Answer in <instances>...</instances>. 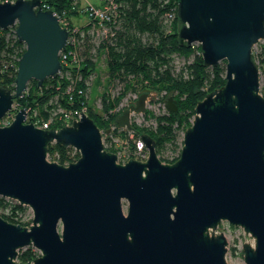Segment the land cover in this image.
Returning <instances> with one entry per match:
<instances>
[{
	"label": "water",
	"instance_id": "95a60500",
	"mask_svg": "<svg viewBox=\"0 0 264 264\" xmlns=\"http://www.w3.org/2000/svg\"><path fill=\"white\" fill-rule=\"evenodd\" d=\"M41 1H0V30L15 25L25 46L13 91L0 85V119L30 80L41 86L61 69L68 32ZM176 1L180 45L196 43L204 67L225 62V83L196 103L178 159L162 163L141 134L146 159L120 164L84 112L43 130L24 123L20 109L0 126V197L28 207L32 220L21 226L0 216V264H22L18 251L30 246L39 256L27 264H227L226 235L216 233L222 222L252 238L242 246L244 264H264V97L253 59L264 39V0ZM148 97L140 93L116 126L131 130ZM165 108L176 112L172 97ZM54 143L79 158L47 161Z\"/></svg>",
	"mask_w": 264,
	"mask_h": 264
},
{
	"label": "trees",
	"instance_id": "16d2710c",
	"mask_svg": "<svg viewBox=\"0 0 264 264\" xmlns=\"http://www.w3.org/2000/svg\"><path fill=\"white\" fill-rule=\"evenodd\" d=\"M114 2L117 6L115 15L110 22L105 23L104 28L107 32L101 42L96 45L92 41L94 32L88 34L91 23L81 28L85 35L78 37L79 44L76 49L80 60L78 68L67 67L70 76L46 78L41 86L30 80L21 98L15 102L21 108L35 111L42 121L51 117V128L63 127L59 122L61 112L76 110L80 112L84 108L87 104L85 98L87 78L92 73H96L97 64L92 58L84 56L87 53L85 49L88 50V46L101 48L107 69L104 90L114 80L123 84L117 96H110L106 91L102 92V114L106 115L108 110L115 108L127 91L157 94L165 91L167 98L172 97L175 100L176 112L167 111L159 116L151 114L156 120L155 130L143 132L153 139L157 155L166 144L176 147V156L163 162L173 163L180 154L181 132L190 125L196 103L209 92L224 85L225 62H220L215 67H204L199 46L180 45L177 37L180 24L176 12L173 20L169 21L165 18L168 12L176 11V0H114ZM47 4L54 12L66 9L67 14L74 13L69 10L67 0H48ZM92 24L97 30L100 29L97 23ZM7 33L6 30H0V62L7 66V73L0 77V85L11 90L18 60L25 46L18 42L13 34L8 38ZM257 46L259 50L253 52V59L259 72L264 75V39L263 43ZM174 55L185 60L190 57L192 59L176 68ZM96 82L99 83L98 77ZM68 85L73 87L67 93ZM261 94L264 97V93ZM87 106L85 111L87 116L99 129H104L113 121V118L104 120L98 112L93 111L92 107L88 104ZM132 128L136 129L133 126ZM56 149L64 152L66 148L55 143L50 144L47 153L52 155ZM66 161L69 160H65L64 157L57 160L59 164H64ZM25 210L24 206L18 205L13 200L0 197V216L6 221L29 226L31 221L21 222V214ZM38 256L39 254L29 247L18 252L17 261L27 264Z\"/></svg>",
	"mask_w": 264,
	"mask_h": 264
},
{
	"label": "rangeland",
	"instance_id": "374dc122",
	"mask_svg": "<svg viewBox=\"0 0 264 264\" xmlns=\"http://www.w3.org/2000/svg\"><path fill=\"white\" fill-rule=\"evenodd\" d=\"M82 5H94L96 7L101 6V0H81ZM86 23V16L83 14L74 15L71 24H74L78 27H82L83 24ZM15 25L9 27L6 31L7 37L9 38L10 34H14ZM106 30V28H105ZM105 33L103 31H98L97 35H93L92 41L96 43V45L102 41L104 38L103 35ZM262 44V43H261ZM196 48V47H195ZM259 47L253 48L254 51H258ZM86 55L84 56L92 58L96 62V73H92L87 78L86 90H85V98L86 103L92 107L94 112H98L101 116L104 114L101 113L102 110V102H101V95L102 92L110 94V96H117L122 89V83L117 82L116 80L112 81L109 86L105 89V78L107 77V69L105 66L104 56H103V49L98 47H91L88 46V50ZM200 54V53H199ZM174 62L176 68H179L183 64L191 61L192 57L188 60H185L183 57L178 55H174ZM99 78V83L96 82V78ZM259 90L260 93H264V75L259 72ZM140 92L134 91H127L120 103L115 108H112L107 111V116L102 117L104 120L112 119V122H109V125L104 127V129H100L103 133L102 142L106 145V149L109 152L115 153L117 155V162L123 164L127 158H132L138 161H144L141 157V152L136 150V142L139 139L140 135L145 132V130L154 131L156 126V120L151 116H159L165 113V104L167 97L165 96V91L157 93H149L148 100L146 102V107L143 114H132L130 119L131 130H127L126 128H117L113 127L114 120L118 117L121 112L126 109L130 104L134 103V100L137 98ZM133 96L135 99L132 100ZM87 104L84 106V109L87 110ZM118 108V110H117ZM116 109V110H114ZM146 113V114H145ZM193 116L190 118V124L192 121ZM3 122H0V126H2ZM135 127L136 129L132 128ZM111 128V132L109 133L108 137L106 138L105 131ZM138 132V133H137ZM141 133V134H140ZM145 134V133H143ZM182 137V132H181ZM58 152L61 157H64L65 160L75 161L79 158V152L72 147H67L64 152H60L59 150L53 151ZM147 153V150H146ZM176 156V147L174 145L166 144L162 151H159L157 157L162 163L164 161H169L171 158ZM166 163V162H165ZM15 202V201H14ZM25 207V206H24ZM26 210L21 214V222H30L32 220V212L28 207H25ZM127 209V202H122V210L123 213H126ZM31 224V223H30ZM222 229L226 235L227 240V252L225 255V259L227 264H244L243 262V254H242V246L247 239L253 244L252 238L243 232V230L239 227L230 226L226 222H222L219 225V230ZM29 247H24L20 249L18 252L24 251ZM35 252L39 254V252L30 246Z\"/></svg>",
	"mask_w": 264,
	"mask_h": 264
},
{
	"label": "built area",
	"instance_id": "2783aa9c",
	"mask_svg": "<svg viewBox=\"0 0 264 264\" xmlns=\"http://www.w3.org/2000/svg\"><path fill=\"white\" fill-rule=\"evenodd\" d=\"M0 1H6V0H0ZM9 2H14L15 0H7ZM69 2V10L74 12L71 15L67 14L66 9L61 10L60 12H54V15L57 18L58 24L60 25L61 28H65L68 32V36L66 39V43L64 48L59 52L58 55V59L59 62L61 64V69L58 72V74L56 76H70V70L67 67H71V66H76L78 68L79 66V58H78V54H77V46L79 44L78 42V37L79 36H84L85 33L81 30V28L86 27L88 24L91 23V25L89 26V32L93 33V35H97L98 30H102L104 33L107 32V30H105L104 26L105 23L110 22L115 15V10L117 8L114 0H101L102 3L100 4L101 6L96 7L94 5H82L81 0H67ZM48 1L46 0H42L40 3V8L42 10H47L50 9L49 5L47 4ZM175 12H168L165 15L166 20H173L175 17ZM83 14L84 16H86V23L82 25V27H78L74 24H71V20L73 18L74 15H80ZM92 23H97L98 27L100 29H96L95 26ZM102 28V29H101ZM87 34V35H88ZM86 35V36H87ZM261 44L263 43V40H260L257 44ZM256 44V45H257ZM256 45L253 47L255 48ZM191 46H198L196 43L192 44ZM0 77L4 76L7 73V66L4 64H2L0 62ZM17 70V68H16ZM13 87L14 84L12 82L11 84V91H13ZM72 85H68L67 86V90L66 92H70L72 90ZM135 99V96H133L132 100ZM137 99V98H136ZM135 99V100H136ZM17 100V99H15ZM15 100L13 101V104L11 106V110L8 111L5 116L3 118L0 119V122L2 121L3 124H1L3 126H7L9 125L13 120L14 117L16 115V113L20 110V109H24L18 106V104H16ZM134 100V102H135ZM26 114H25V121L24 123H32L35 127L40 128V129H47L49 127H52V118H47L46 120H41L37 113L35 111L31 112L30 108H25L24 109ZM116 110V109H114ZM118 110V108H117ZM86 110L83 108L80 112H85ZM146 111V110H145ZM167 109L165 110V113H167ZM61 116L59 117V122L64 125V126H68L72 123V118H78L79 117V112L76 111H65V112H61ZM106 115L102 116V117H106ZM117 118V117H116ZM131 119V118H130ZM113 127H117L115 124V120H114V125ZM118 128V127H117ZM109 132L106 135V137H108L109 133L111 132V128L107 129ZM102 133V132H101ZM183 135V132H182ZM102 138H103V133H102ZM103 143V142H102ZM181 143H182V137H181ZM104 149L107 151L106 149V145L103 144ZM136 150L138 152H141V157L143 160L146 159L147 157V153H146V148L144 143L141 141L140 137L136 142ZM60 158V154L58 152H53L52 155H49L47 153L46 155V159L49 162H57V160ZM73 162V161H70ZM69 161H66L64 164L62 165H67L68 163H70ZM59 164V163H58ZM219 231V227L216 230V233Z\"/></svg>",
	"mask_w": 264,
	"mask_h": 264
},
{
	"label": "bare ground",
	"instance_id": "6f19581e",
	"mask_svg": "<svg viewBox=\"0 0 264 264\" xmlns=\"http://www.w3.org/2000/svg\"><path fill=\"white\" fill-rule=\"evenodd\" d=\"M76 161V160H75ZM74 162V161H73ZM68 165V164H67ZM66 166V165H65Z\"/></svg>",
	"mask_w": 264,
	"mask_h": 264
}]
</instances>
